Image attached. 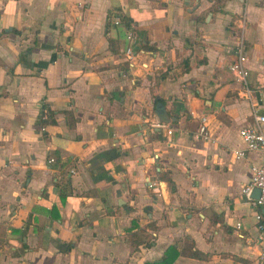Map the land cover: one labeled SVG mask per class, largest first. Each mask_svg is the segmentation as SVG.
Segmentation results:
<instances>
[{"label": "crops", "instance_id": "1", "mask_svg": "<svg viewBox=\"0 0 264 264\" xmlns=\"http://www.w3.org/2000/svg\"><path fill=\"white\" fill-rule=\"evenodd\" d=\"M215 6L0 0V264H144L171 245L204 254L172 264H264V207L242 192L264 154L233 156L252 116L228 70L244 18L264 113V0Z\"/></svg>", "mask_w": 264, "mask_h": 264}, {"label": "built area", "instance_id": "2", "mask_svg": "<svg viewBox=\"0 0 264 264\" xmlns=\"http://www.w3.org/2000/svg\"><path fill=\"white\" fill-rule=\"evenodd\" d=\"M116 21L115 23H117ZM245 26L244 18L238 20V31L236 33L235 44V58L228 65V70L234 80L241 87V94L244 97L251 109L252 121L249 125H246L239 129V136L243 143V147L233 150V156L235 159L243 158L249 151H261L264 154V113L260 112L258 102L261 101L262 91L259 92V97L255 91L251 89L248 83V67H247V55L245 52L243 29ZM127 39L132 41L134 39L133 31H128L126 35ZM142 50L135 52L134 48L127 47L125 54L131 60L137 56V53H142ZM145 67L144 63H140ZM199 125L195 133L198 139L209 141L211 139V133L208 128L207 116L199 115ZM168 133H171L169 130ZM49 162H53L54 158L50 157ZM72 172V171H71ZM254 188L259 189L258 198H253L251 193ZM243 194L250 201L252 207H264V162L258 166L251 167V178L247 185L242 189ZM255 229L257 236L254 238V243L262 244L264 242V221L261 213L255 214ZM239 230L242 227V221H237L235 225ZM243 236L242 234H239ZM258 259L264 260V246L259 251Z\"/></svg>", "mask_w": 264, "mask_h": 264}, {"label": "trees", "instance_id": "3", "mask_svg": "<svg viewBox=\"0 0 264 264\" xmlns=\"http://www.w3.org/2000/svg\"><path fill=\"white\" fill-rule=\"evenodd\" d=\"M214 3H216V6L213 9H217V7L220 8L221 0H214ZM125 23L127 24V26H129L128 21H125ZM43 126L44 124H42V127ZM61 198L62 200H64V194H61ZM179 254H183V255H187V256L195 257V258L204 257V254L200 253L199 251L192 250L191 245H188L184 249H181V250L177 249L176 245H171L167 248V250L165 251L164 257L160 261L144 263V264H172L175 258Z\"/></svg>", "mask_w": 264, "mask_h": 264}, {"label": "water", "instance_id": "4", "mask_svg": "<svg viewBox=\"0 0 264 264\" xmlns=\"http://www.w3.org/2000/svg\"><path fill=\"white\" fill-rule=\"evenodd\" d=\"M155 114H156L160 123H167L168 122L165 107L161 102L156 103ZM252 196H253V198H258V196H259V189L258 188L253 189Z\"/></svg>", "mask_w": 264, "mask_h": 264}]
</instances>
